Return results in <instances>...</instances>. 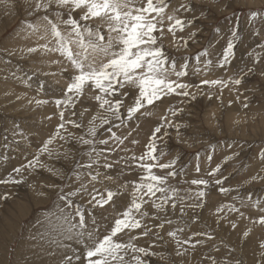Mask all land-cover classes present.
<instances>
[{
	"label": "rangeland",
	"instance_id": "1",
	"mask_svg": "<svg viewBox=\"0 0 264 264\" xmlns=\"http://www.w3.org/2000/svg\"><path fill=\"white\" fill-rule=\"evenodd\" d=\"M34 3L35 0H0V179L7 178L9 174L15 176L13 169L32 160L44 142L56 132L61 123L59 111L52 103L37 107L33 98L50 101L60 98L61 89L66 88L67 77L71 75V69L62 76L51 75L61 72L57 64H50V59L46 60L51 55L27 53V48L45 42L38 40L36 35L28 36L25 30L26 23L41 22L37 18L43 13L30 15ZM182 4L189 6L191 11L180 10L176 15L193 20V24L183 32H177V36L188 38L190 33H195V36L189 39L186 48L180 47L177 50L172 43L171 34L165 32L163 44L169 58L176 60L178 69L187 57L188 75L183 78V82L197 85L204 79L227 80L229 77L242 78L243 82L239 86L224 89L222 94L216 88L209 90L207 86L203 89L204 94L192 89L197 92L195 100L175 95L164 97L141 110L151 112L152 115L142 116L138 113L139 119L128 122L127 127L113 128L117 135H126L129 131L132 135L128 136L124 145L116 146L111 141L109 145H97L98 149L116 148L108 154L109 162L114 164L113 168L100 169L114 177V180L105 181L102 186L97 187L101 190L103 187L115 190L120 184L138 180L140 172L126 167L121 158L133 153L137 156L143 154L154 129L161 123L160 118L167 115L174 125H180L179 133L175 127H168L166 136L164 128L157 134L163 137L158 141L160 149L167 153L160 162L166 163L178 158L176 169L181 174L175 179L169 178V182L181 189V195L185 194L184 189L196 187L184 183V180L207 179L209 187L206 189L202 208L190 207L189 205L199 201L188 200L185 202L183 215L179 204L174 212L169 207L166 218L173 222L165 223L163 229L156 228L160 220L149 219L145 221L153 229L149 236H140L142 230L131 233L133 236H140L133 241L137 247L149 248L154 245L150 251L156 255L144 257L146 264H213V261L215 264H225V261L227 264H262L264 249L260 244L264 242V225L253 221L264 213L252 207L248 195L252 194L253 199L260 198L264 201V179L252 180L255 176L264 177V160L261 159L264 154V50L258 47L264 44V0H171L168 11L172 12ZM62 11L64 18H67L68 10ZM252 12H258L259 16L252 19ZM72 15L78 19L82 13L76 11ZM51 18L55 19L54 16ZM88 23L95 27L99 21L91 20ZM234 29L239 37L235 58L227 70L218 68L216 62L232 39ZM104 34L107 36L106 32ZM205 50L208 55L201 57L199 67L202 71L197 74L194 58ZM250 52H262L259 63H254L253 56H249ZM53 59L62 58L57 56ZM209 59L213 61V65L205 74L203 61ZM248 68H253L254 71L247 72ZM28 76L32 79L28 80ZM56 79L63 80L64 84L58 85ZM40 83H44L45 88L38 92ZM122 91L129 93L123 98L122 111L126 114V109L133 103L137 92L127 87ZM209 91L212 93L211 99L208 97ZM91 95L94 94L83 97L76 105V116L69 117V113H65V119L77 120L85 128L76 129L69 124L66 125L67 132L61 130L67 140L57 139L50 145L54 149L51 158L46 153L40 156V162L47 165V168H38L31 174L24 171L22 175L25 182L22 184H0V197L5 194L8 196V199L0 198V264H54L56 261L55 264H60L64 259V255L56 253L57 248L50 247L42 235H37L45 232L46 215L56 211V205L60 203L57 199L60 188L64 187L65 191H69L79 186L75 180L76 165L87 163L88 146L78 143L76 138L86 132L88 120L98 109ZM30 100L33 102L29 103ZM245 103L247 107H244ZM47 106L51 108L44 116ZM172 106L182 108L183 111L172 117L167 111ZM85 108L89 111L81 117L80 113ZM107 127L109 126H105ZM69 133L72 135L69 136ZM109 136L110 133L105 129L98 131V139H107ZM134 139L138 141L137 144L131 143ZM124 148L128 151L121 150ZM57 152L60 153L59 156L56 155ZM64 153H68L67 157ZM116 161L120 163H115ZM197 165L200 167L199 173L196 172ZM218 166L220 171L215 176H209L208 173ZM48 168L55 170L57 174L48 171ZM155 171L163 175L169 170ZM216 179L223 183L215 184ZM221 187L230 191L221 193ZM76 199L80 203H86L87 200ZM114 199L116 211H123L130 196L125 192ZM241 201L244 202L243 206ZM229 204L235 205L240 211L230 212L225 208L217 214V208ZM105 207L106 211L99 208L94 210L102 235L107 234L116 218L111 206ZM145 207L150 214H154L150 205ZM240 213L244 215L241 216ZM160 216L165 219L164 213H160ZM2 219L5 220L1 222ZM233 223L235 228L232 227ZM177 228H184L183 232L177 233V239L181 241L180 250L185 252L182 256L176 255V240L168 236L169 231ZM249 229V235L245 237L244 233ZM156 233L162 239L157 238ZM196 233L201 235H194ZM117 239L126 243L129 235L121 233ZM183 241L189 243L185 244ZM192 244L196 245L195 248L191 247ZM81 252V260L75 264H86L84 249ZM161 255L164 256L163 260Z\"/></svg>",
	"mask_w": 264,
	"mask_h": 264
},
{
	"label": "snow or ice",
	"instance_id": "2",
	"mask_svg": "<svg viewBox=\"0 0 264 264\" xmlns=\"http://www.w3.org/2000/svg\"><path fill=\"white\" fill-rule=\"evenodd\" d=\"M170 3L171 0H146V2L145 0H35L30 15L43 13L37 18L41 22H28L25 25V30L28 36L36 35L38 40L45 42L37 44L35 47H29L26 51L29 54L40 52L41 55H57L62 59L51 60L49 63L61 65V72L51 73V75L62 76L69 69H71V75L67 77L66 88L61 89L60 98L51 101L33 98L37 107L49 103L54 104L59 111L61 123L57 126L56 132L44 142L37 155L20 167L14 168L15 176L9 174L7 178L0 179V184H22L25 182L22 175L24 171L27 170L31 174L38 168H47V165L40 162V156L46 153L51 158L54 149L50 145L57 139L67 140L66 136L61 134V130L67 132L66 125L69 124L76 129L85 128V125L77 120L65 119V113H69V117L76 116L77 113L74 111L76 105L89 94H94L91 95V98L98 105L95 114L91 115L87 122L86 132L76 138L78 143L88 146L87 163L76 165L75 180L79 186L69 191H65L64 187H61L57 196L60 203L56 205V211L48 213L45 217L46 228L42 238L50 247L70 250L73 253L66 255L60 264H75L76 261L81 260L77 249L72 248L65 241L74 242L84 249L83 258L86 264H146L144 257L156 255L150 251L154 245L144 248L137 247L133 243L140 236L147 237L152 233V227H149L145 221L160 220L161 222L156 225V228L163 229L165 223L173 222L166 218L169 207L174 212L179 204L182 215L185 202L188 200L199 201V203L189 205L190 207H203L209 181L203 178L184 180V183L196 187L184 189L185 194L181 195V189L169 182V178L175 179L181 174L176 169L178 158L166 163L160 162L167 153L160 149L158 141L163 137H159L157 134L161 133V129L164 128L166 136L168 127H175L177 133L180 131V125H174L167 115L160 118L161 123L154 129L143 154L137 156L133 153L129 157L121 158L126 167L140 172L138 180L120 184L115 190L107 187H103L101 190L100 187H97V185L102 186L105 181L114 180V177L108 175L107 172H101L100 169L110 170L113 168L114 164L109 162L108 154L116 150L115 147L98 149L97 145H109L110 141L114 142L116 146L124 145L128 136L132 135L131 131L126 135H117L113 128L127 127L128 122L139 119L138 113L142 116L152 115L151 112H142L141 110L154 105L164 97L175 95L195 100L197 92L192 89L204 94L203 89L207 86L209 90L216 88L222 94L224 89L230 86H239L243 82L242 78L233 77H229L227 80L204 79L197 85L183 82V78L188 75V59L186 57L178 69L176 60L170 59L166 54L163 40L165 32H167L171 34L172 43L176 45L177 50L180 47L186 48L189 39H192L195 33H190L188 38H185L178 37L177 32H183L185 28L191 27L193 20H186L176 15V12L180 10L191 11L189 6L182 4L179 8L169 12ZM64 9L68 10L67 18H64L65 14L62 11ZM76 11L82 13L78 19L72 15ZM53 16L55 19L51 18ZM258 16V12L251 14L252 19ZM91 20H98L99 23L93 27L88 23ZM105 32L107 36H105ZM231 36L232 39L228 41L222 56L216 62L218 68L227 70L235 58L236 42L239 39L236 29L232 31ZM258 47L264 50V44H260ZM207 55V50H205L195 56L197 74L202 71L199 67L201 57ZM261 55L262 52L249 53V56H253L254 63L260 62ZM212 65L213 61L210 59L203 61L205 74L211 70ZM252 71H254L253 68L247 69V72ZM45 75H49V73H45ZM17 78L21 79L19 76ZM27 79L31 80L32 77L28 76ZM126 87L135 89L137 94L133 103L127 107L125 114L122 111L124 108L123 98H126L129 93L122 90ZM44 88L45 84L40 83L38 92L43 91ZM208 97L212 98L211 91H209ZM32 102V100L29 101V103ZM183 102L182 100L181 103ZM229 104L231 105V102ZM247 106L245 103L244 107ZM88 111L89 109L85 108L80 116L83 117ZM167 111L172 117H175L183 109L172 106ZM105 126L109 127L105 128ZM100 129H105L110 133V136L107 139H98ZM131 143L137 144L138 141L134 139ZM121 150L128 151L126 148ZM56 155L59 156L60 153L57 152ZM64 155L67 157L68 153H64ZM261 159L264 160V154L261 155ZM115 163H120V161ZM156 169H159L160 172H164L166 169L169 171L161 175L157 174ZM47 170L57 174L51 168ZM219 171L218 166L208 175L215 176ZM196 172H200L199 165L196 166ZM15 177H20V179ZM85 177H87L86 180ZM257 179H264V177H252V180ZM222 183L223 181L220 179L215 180V184ZM219 191L228 193L230 189L221 187ZM125 192H128L130 196L129 203L123 211H116L114 198L124 195ZM77 197L80 200L87 198L86 203H80L76 199ZM0 198L8 199V196L5 194ZM248 200L251 201L254 209L264 213V201L260 198L253 199L252 194L248 195ZM243 203L241 201L242 206ZM146 205H150L154 214L149 213ZM105 206H111L116 218L107 234L102 235L101 226L97 223L94 210L99 208L106 211ZM225 208L230 212L240 211L235 205L229 204L217 208V214L224 211ZM160 213H164L165 219H161ZM240 215L244 214L240 213ZM253 223L264 225V215H261ZM232 227H236L235 223L232 224ZM136 230H142L140 236L131 235ZM183 231L184 228H177L168 232V236L176 240L177 256L185 254L180 250L181 241L177 239V233ZM249 232L250 229L244 233V236L247 237ZM121 233L129 235L128 242L124 243L117 239ZM156 235L157 238L162 239L159 233ZM208 238L212 239L211 236ZM183 243L188 244L189 241H183ZM195 246V244L191 245L193 248ZM260 247L264 249V242L260 244ZM160 258L163 260L164 256L161 255Z\"/></svg>",
	"mask_w": 264,
	"mask_h": 264
},
{
	"label": "bare ground",
	"instance_id": "3",
	"mask_svg": "<svg viewBox=\"0 0 264 264\" xmlns=\"http://www.w3.org/2000/svg\"><path fill=\"white\" fill-rule=\"evenodd\" d=\"M53 58H57V55H51L50 56V58L49 57H46V60H48V59H50L49 61H51ZM53 60H55V59H53ZM49 63V62H48ZM57 67L60 69L61 68V65H58L57 64ZM55 82L58 84V85H63L64 83H63V80H61V79H59V80H55ZM59 89V88H58ZM17 90V89H16ZM19 91V90H18ZM16 94H18V93H16ZM47 108V110H46V113H44V116H46L47 115V113L49 112V109L51 108L50 106H47L46 107ZM51 111V110H50ZM49 115V114H48ZM36 132V131H35ZM44 137V136H43ZM31 191H32V189H31ZM30 194V193H29ZM40 195V194H39ZM41 197V196H40ZM39 197V198H40ZM42 198V197H41ZM40 198V199H41ZM12 207V206H11ZM2 217H4V216H2ZM5 219H2L1 220V222H3ZM6 224H7V222H6ZM43 232V231H42ZM42 232H39L38 233V235H37V237L40 235H42L43 233ZM65 243H67V244H70L71 245V247L72 248H76L77 249V251H78V253H80L81 252V249H83L81 246H79V245H77V244H74V242H71V241H65ZM73 243V244H72ZM56 253L57 254H61V255H64V257L66 256V255H72L73 253L70 251V250H61V249H58L57 251H56ZM82 253V252H81ZM83 254V253H82ZM81 256V255H80ZM32 258L33 257H31V260H32ZM57 262V261H56ZM55 262V263H56ZM54 263V264H55ZM34 264H36V263H34Z\"/></svg>",
	"mask_w": 264,
	"mask_h": 264
}]
</instances>
